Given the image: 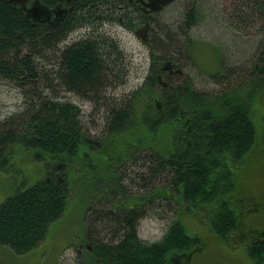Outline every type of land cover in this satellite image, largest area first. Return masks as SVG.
<instances>
[{
    "label": "trees",
    "instance_id": "obj_1",
    "mask_svg": "<svg viewBox=\"0 0 264 264\" xmlns=\"http://www.w3.org/2000/svg\"><path fill=\"white\" fill-rule=\"evenodd\" d=\"M196 1L178 26L186 36L189 50L184 49V55L189 60L194 43L189 32L201 17ZM116 2L130 0L94 1L92 8L86 3L75 12L77 17L55 27L33 24L9 4L0 5V80L19 88L23 97L20 110L0 120V175L9 176L14 154L28 150L43 162L47 174L32 184H17L1 202L0 245L19 254L36 248L63 216L74 184L86 177L83 183L96 196L85 216L93 249L85 250L106 258L118 253L116 264H165L167 256L188 251L193 255L190 264H202L198 259L212 239L190 232L191 216L186 213L192 210L198 225L206 220L219 239L241 243L254 264H264V225L245 223L246 217L264 223V187L249 186L264 174V50L252 67L236 71L225 66L214 73L219 84L233 74L241 77L211 94L199 90L190 76L175 83L170 72L156 68L168 59L157 52L158 46L165 55L181 51V44L175 47L178 34L167 33L169 42L159 39L148 45L152 63L146 80L125 102L109 89L127 86L137 67L128 50H119L99 29L101 17L114 11ZM255 2L264 19V4ZM130 11L126 20L140 19L135 9ZM81 26L85 36L73 41L71 34ZM68 93L91 101L97 111L105 110L104 136L87 133L81 107L65 99ZM145 112L153 116L149 123L156 130L179 123L172 150L153 152L147 146L135 157L128 154L108 170L104 181L96 154L104 143L114 145L122 131L142 125ZM140 159L147 170L131 177L130 164ZM89 167L96 168L95 174H84ZM125 178L133 182L127 184ZM132 183L144 193L133 191ZM156 199L169 206L176 203L177 214L157 244L139 234V223ZM206 237L217 239L210 231Z\"/></svg>",
    "mask_w": 264,
    "mask_h": 264
},
{
    "label": "rangeland",
    "instance_id": "obj_2",
    "mask_svg": "<svg viewBox=\"0 0 264 264\" xmlns=\"http://www.w3.org/2000/svg\"><path fill=\"white\" fill-rule=\"evenodd\" d=\"M193 2L194 0H173L160 14L159 23L162 26H157L160 29V37L163 40L167 38V32L178 34L176 36L179 42L175 44V47L178 48L181 44V51L176 50L175 55L166 54V56L165 50L162 51L161 48L157 47V52L163 54L164 57H172L170 59L175 63V67L182 70V72L171 75L173 82L178 83L184 75L190 76L199 90L212 94L220 90L223 91L230 85H235L238 82L237 78L241 77V75L237 77L233 74L234 77L221 78L226 81L224 84H219L217 78L212 76L214 73L221 71L225 66L234 68L236 71L237 69L243 71V67H252L260 57L262 50H264V19L258 15L259 9L255 0H197L201 17L189 32V37L194 40V43L190 45L193 58L189 60L184 55V49L189 50L187 49L186 36L178 32V26L184 20L185 13ZM114 27L120 33L110 31L121 39L134 60V66L137 67V73L132 71L127 86L111 89L116 98L126 102L130 99L131 93L145 82L152 63L151 53L150 47L144 41L142 31L138 33L124 29L122 26L116 25ZM156 66L158 69L159 66ZM65 99H70L81 107L82 120L90 136H104L108 132L105 110L97 111L91 101L73 93L66 94ZM22 101L23 97L19 88L12 83L0 80V120L20 110ZM260 106L264 109V100L261 101ZM150 117L153 116L145 112L142 120H140L142 125L119 133L118 141L112 146L109 142L103 144L101 152L95 157L100 160L99 166L104 169L100 170V176L104 181L109 178L108 170H111L116 163L124 161L128 154L135 157L147 146L151 151L156 152L159 150L170 152L172 150L175 136L179 133V123L167 124L165 128H157L156 130L149 123ZM34 154L32 150L14 154L15 167L13 171L9 173L10 175L8 174L9 176L0 175V204L9 194L15 192L18 186L26 184V182L32 184L45 173L43 172V162L36 159ZM143 162L140 159L138 164H130L129 174L131 177L136 172L142 173V171L147 170ZM90 171L95 174L96 168L90 170L89 167L84 170V174H88ZM85 178H81L74 184L63 216L51 224L45 239L36 248L25 254L16 253L10 248L0 245V264H49L48 258L56 257L57 259L60 251L64 252L61 254L62 260L60 262L57 260L58 264H67L66 260L63 259L65 255L69 256L70 262L68 264H71V257L76 256L79 249H86V243L92 245L93 241L86 237L85 216L90 202L95 201L96 194L90 193L92 189H88V185L83 183ZM130 182H133L132 179L125 178V183ZM135 182L138 181L135 180ZM17 184L18 186H16ZM249 186L250 188H263L264 174L261 173L254 177ZM131 188L136 192L144 193L145 191L139 189L138 183H132ZM157 204H161V206H156ZM96 206H100L99 203H96ZM175 206L176 203L169 206L160 199L153 202L148 214L139 223L140 236L147 242L160 241L164 237L171 220L177 216L176 211H174ZM186 215L191 228L190 232L193 231L200 237L203 236L207 241L212 239L204 248V256L199 258L198 262H202V264L253 263L241 243L231 244L219 239L206 220L199 226L195 222L196 220L192 219L196 218L194 211L189 210ZM261 219L264 221V218ZM245 223L264 225V223L257 222L250 217L245 218ZM209 231L217 239L206 237ZM81 241L84 243V247L78 245ZM40 256H47V258H44L42 263H35V260Z\"/></svg>",
    "mask_w": 264,
    "mask_h": 264
},
{
    "label": "flooded vegetation",
    "instance_id": "obj_3",
    "mask_svg": "<svg viewBox=\"0 0 264 264\" xmlns=\"http://www.w3.org/2000/svg\"><path fill=\"white\" fill-rule=\"evenodd\" d=\"M94 1L99 0H0V5L2 3L9 4L13 9L20 13L23 19L33 24L46 23L49 27H55L56 25L62 26L63 24H67L70 19L77 17L78 15H76L75 12L77 10L79 11L84 4L88 3L92 8ZM100 1L101 3L103 2V0ZM260 1L264 4V0ZM171 2H173V0H130V3L126 4L116 2L113 8L114 11L109 9L108 13L106 12V15H108L101 17L102 20L99 29L103 32L102 34L107 33V35H110L111 38L118 43L117 48L119 50H124L123 48L127 50V47L119 37L112 34L111 31L120 33L117 31V28L114 27L116 25L122 26L124 29L132 32L140 33L142 31L144 41L147 45L155 43L156 40L158 41L159 39H162L160 37V29L157 28V26H161L159 23L160 14L171 4ZM112 7L113 5L110 6V8ZM132 9L136 10V15L140 19L132 21L125 19L126 14L132 13V11H130ZM82 27L84 26L75 29L71 34L73 41L79 40L85 36L84 33L86 29ZM88 30H90V28H88ZM167 33L170 37L175 36L174 32ZM169 38H164V41L169 42ZM173 55H175V53H173L172 56ZM170 58L172 57L168 56V59L164 62L163 66L158 69L163 68L172 75L181 72V69L176 68L175 63L172 62ZM161 79L162 77L159 78V80ZM117 87L121 88L122 86ZM115 88L116 87L110 88V93L114 96L116 95L111 92V89ZM154 243L157 244L158 242ZM86 245L90 249H93V246L90 243H86ZM81 247H84V243L81 244ZM80 250L81 249L76 253V256L71 257V264H116L115 257H118L119 255L118 253H115V256L109 255V258H106L93 250ZM61 254L62 252L58 253L57 259L56 257H49L48 263L58 264L57 260L59 262L62 260ZM192 257L193 255L188 251L176 252L173 255L166 257L165 264H190L189 260H192ZM44 258H47V256H40L35 260V263H42ZM63 259L66 260L67 264L70 262V258L67 255H65V258Z\"/></svg>",
    "mask_w": 264,
    "mask_h": 264
}]
</instances>
